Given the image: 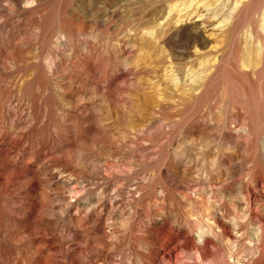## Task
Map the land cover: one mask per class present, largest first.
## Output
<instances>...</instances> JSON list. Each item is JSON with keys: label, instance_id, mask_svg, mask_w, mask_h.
<instances>
[{"label": "rangeland", "instance_id": "374dc122", "mask_svg": "<svg viewBox=\"0 0 264 264\" xmlns=\"http://www.w3.org/2000/svg\"><path fill=\"white\" fill-rule=\"evenodd\" d=\"M262 82L264 0H0V264H264Z\"/></svg>", "mask_w": 264, "mask_h": 264}, {"label": "bare ground", "instance_id": "6f19581e", "mask_svg": "<svg viewBox=\"0 0 264 264\" xmlns=\"http://www.w3.org/2000/svg\"><path fill=\"white\" fill-rule=\"evenodd\" d=\"M246 55V54H245ZM248 56V55H247ZM246 58V57H245ZM247 58H250V56L249 57H247ZM248 60V59H247ZM245 62V61H244ZM255 64V63H254ZM229 67H230V69L231 70H233V71H235V73L237 74V73H239V74H242V75H248V76H250V81H251V84H254V83H256L257 81H258V77L256 76V77H254V75H256L257 74V71H256V66H254V67H252L253 68V70L252 71H250V72H247V71H239V70H237V68L233 65V64H227ZM244 67H245V65H244ZM263 88H264V82H262L261 83V93H262V98H263V100H264V90H263ZM262 105H264V103H262ZM243 110H245L246 112H250L251 111V109H247L244 105H237V104H235L234 106H233V120L237 123V121L238 122H241L242 121V111ZM249 117H250V114L246 117V118H244L243 120L245 121V122H247L248 120H249ZM242 137V136H241ZM249 139V143H251L253 140H254V138L251 136L250 138H248Z\"/></svg>", "mask_w": 264, "mask_h": 264}]
</instances>
